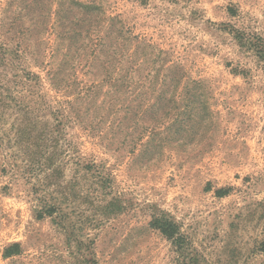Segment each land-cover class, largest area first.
Wrapping results in <instances>:
<instances>
[{
	"label": "rangeland",
	"instance_id": "374dc122",
	"mask_svg": "<svg viewBox=\"0 0 264 264\" xmlns=\"http://www.w3.org/2000/svg\"><path fill=\"white\" fill-rule=\"evenodd\" d=\"M61 1L0 0V264H264V0H77L123 23L103 45L202 82L207 129L148 166L110 127L124 113L89 126L114 98L81 97L109 76L83 69L105 30L70 53Z\"/></svg>",
	"mask_w": 264,
	"mask_h": 264
},
{
	"label": "trees",
	"instance_id": "16d2710c",
	"mask_svg": "<svg viewBox=\"0 0 264 264\" xmlns=\"http://www.w3.org/2000/svg\"><path fill=\"white\" fill-rule=\"evenodd\" d=\"M57 16L62 28L66 29L70 53L79 52L82 41L88 39L92 41L97 31L105 30L104 36L100 37V41L97 40L98 45H88L87 49H84L88 60L83 69L86 68L89 71L99 67L107 70L109 76L104 83H93L90 87L82 89L81 97L88 99L90 104L96 95L102 92L101 87L104 84L109 86L114 97L106 110L103 108L104 101L101 104L94 102L95 110H98L96 112L98 122L97 125L93 122L89 123L92 131L98 132V123L106 121L107 111L111 108H115L114 117L124 113L123 117L115 118L110 127L117 129V132H114L115 135H123L124 144L125 141L130 140L129 154L133 161L142 160L140 162H146L148 166V163L154 160L164 147L191 145L199 132L207 129L210 111L207 101L203 99L202 82L192 80L184 83V69L180 64L161 60V55L166 54L163 50L148 46L152 49L150 53L154 54L156 51L158 53L156 59L151 60L150 53L144 51L138 54L140 50L138 46L133 51H126V45H103L102 41L107 38L117 36L118 39H124L127 31L119 17L104 18L101 7L94 4L62 0ZM135 56L138 59L143 57L141 64ZM124 61L125 67L122 65ZM142 63L143 69L145 64H149L144 69L148 74L144 78L140 75ZM66 64L70 68V78L75 77L80 64L78 66L72 65V62ZM110 67L114 70H110ZM60 72L61 69L56 76H59ZM153 72L154 75L150 77ZM135 73H139L137 79L132 77ZM111 74H120V77L115 79ZM146 80L150 81L149 86H146ZM148 90L154 93L150 95ZM104 94L108 95L107 92ZM68 104L73 106L71 102ZM89 110L88 108L87 111ZM100 110L104 112L99 113ZM91 168L89 165L85 166V169ZM51 209L53 207L49 205L47 212H52ZM163 232L171 237L175 233L174 231Z\"/></svg>",
	"mask_w": 264,
	"mask_h": 264
}]
</instances>
